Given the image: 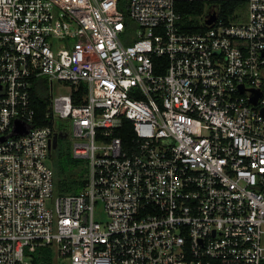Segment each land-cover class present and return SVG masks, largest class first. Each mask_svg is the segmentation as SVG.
I'll use <instances>...</instances> for the list:
<instances>
[{"label": "built area", "instance_id": "built-area-1", "mask_svg": "<svg viewBox=\"0 0 264 264\" xmlns=\"http://www.w3.org/2000/svg\"><path fill=\"white\" fill-rule=\"evenodd\" d=\"M180 2L204 10L184 20ZM231 2L245 22L220 15ZM262 110L264 0H0V264L45 249L55 264H264ZM56 133L86 161L75 194L57 191Z\"/></svg>", "mask_w": 264, "mask_h": 264}, {"label": "trees", "instance_id": "trees-1", "mask_svg": "<svg viewBox=\"0 0 264 264\" xmlns=\"http://www.w3.org/2000/svg\"><path fill=\"white\" fill-rule=\"evenodd\" d=\"M120 1V8L124 7L128 0H119ZM222 10L220 8V15L224 16V14L230 13L236 6V3H225L222 4ZM175 10L182 15V18L184 20H187L188 17L192 15H200L202 14L204 10V4L202 3H196V2H180L175 5ZM192 30H195L193 28ZM160 73V72H159ZM85 90L84 88H80V92L78 94V100L75 99L73 103H80L82 96L84 97ZM31 104L32 108L35 112V118H34V125H43L46 124L45 120V112L46 109L49 106V96H48V90H47V83L45 79L38 80L37 83L33 84L32 90H31ZM78 164V163H75ZM76 168H72L71 170L66 172V170L60 166L55 165V177L57 179L56 186L57 191L59 194H75L79 192L82 187L85 185L86 181L84 178L77 179L75 175ZM75 175V177H74ZM50 252V250L45 249L43 250V253ZM35 264H51L48 259H42V258H36Z\"/></svg>", "mask_w": 264, "mask_h": 264}, {"label": "rangeland", "instance_id": "rangeland-1", "mask_svg": "<svg viewBox=\"0 0 264 264\" xmlns=\"http://www.w3.org/2000/svg\"><path fill=\"white\" fill-rule=\"evenodd\" d=\"M209 7H206L205 14L208 12ZM227 16H229V19H233L236 22H245L248 19V13H247V6L245 4L237 5L234 11L227 13ZM69 88H60L58 83H53V94L54 96L57 94L61 95H69ZM57 126L61 128L65 133L70 134L71 127L70 122L68 120H61L57 122ZM73 144L74 140L71 138H59L58 139V145L57 147L52 150L51 156L49 158V163L52 165L54 171H55V165L62 166L66 172L68 173L69 170L72 168H76L75 175L80 176V172L84 171L85 166V160L83 159H77L74 157L73 154ZM78 163V164H75ZM74 175V177H75ZM76 176V178H78ZM57 181V179H56ZM37 256L41 257L42 259H48V261L51 264L54 263V254L52 252H40V254H36Z\"/></svg>", "mask_w": 264, "mask_h": 264}, {"label": "water", "instance_id": "water-1", "mask_svg": "<svg viewBox=\"0 0 264 264\" xmlns=\"http://www.w3.org/2000/svg\"><path fill=\"white\" fill-rule=\"evenodd\" d=\"M213 20H214V17H212L210 20H208V21H206V24L207 25H209V24H211L212 22H213ZM240 91L242 92L243 90H242V87H240ZM258 95H259V93L258 92H256V95L254 96V97H251L250 99H249V102L252 104V105H255L256 104V100H257V97H258ZM261 114L264 116V110H262L261 111ZM24 132H26L25 131V129H23L22 127H21V125L19 124V122H16V124H15V128H14V133H17V134H22V133H24ZM59 138H65V139H67L68 138V135L67 134H65V135H59V134H54V136H53V140H52V150H54L56 147H57V145H58V139ZM4 140V138H1L0 139V141H3Z\"/></svg>", "mask_w": 264, "mask_h": 264}]
</instances>
